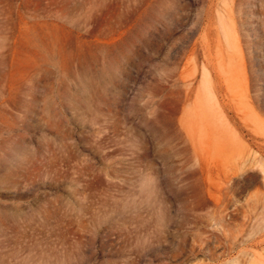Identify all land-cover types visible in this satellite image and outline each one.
Here are the masks:
<instances>
[{"label":"rangeland","instance_id":"rangeland-1","mask_svg":"<svg viewBox=\"0 0 264 264\" xmlns=\"http://www.w3.org/2000/svg\"><path fill=\"white\" fill-rule=\"evenodd\" d=\"M0 264H264V0H0Z\"/></svg>","mask_w":264,"mask_h":264}]
</instances>
